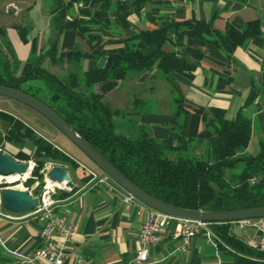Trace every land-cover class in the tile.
Listing matches in <instances>:
<instances>
[{
    "label": "crops",
    "instance_id": "0c3cea01",
    "mask_svg": "<svg viewBox=\"0 0 264 264\" xmlns=\"http://www.w3.org/2000/svg\"><path fill=\"white\" fill-rule=\"evenodd\" d=\"M65 6L69 19H96L91 25L100 38L92 43L88 33L62 28L56 16ZM120 10L128 11V24L121 22ZM189 18L209 20L218 30H225L228 24L242 29L249 21L259 20L261 33L239 45L231 55L207 40L185 37L187 46L204 54L192 75L173 72V82L156 69L145 70L124 79L95 82L92 90L103 94L104 101L121 110L128 102L126 87H143L146 96L138 97V109L125 112L138 121L133 136H137L142 127L160 140L172 136L176 142L181 135L195 140V150L199 154L203 153L204 143L212 135L203 120L204 113L211 107H219L225 110L228 118H235L243 110L251 117L252 135L247 151L259 152L257 145L260 147L264 138V0H0V48L14 61L12 66L18 73H28L36 64L47 68L51 63L55 73L68 79V73H64L67 65L77 71L104 65L108 52L119 47L114 39L142 28L167 26ZM169 34L176 37L173 26ZM107 39L111 40L101 48L102 52L92 56L94 49ZM71 51L79 55L70 57ZM189 59L194 60L191 56ZM38 81L36 85H43L42 80ZM147 98L153 99L152 108L142 105ZM181 104L186 108L183 111H180ZM122 117L119 116V120ZM45 137L56 144L54 139ZM254 139L257 145L253 151ZM8 143L11 144L5 142ZM6 148L10 153L19 150H12L9 144ZM74 157L85 173L76 177L71 171L73 165L62 162L69 168L75 186L59 189L54 194L56 211L77 225L63 264H127L140 248L139 232L145 214L138 215L137 203L126 200L128 191L122 186L112 178L102 177V171L94 169L87 160ZM89 169L95 170L98 177H93ZM19 215L20 218L13 219L0 214V264H14L20 254L44 244L41 236L44 220L29 212ZM179 222L173 219L167 238L150 247L146 264H235V249L227 243L214 245L206 230L191 239L187 250L180 249L182 240L174 235ZM235 226L249 227L246 236L237 235ZM243 227L230 222V229L236 236L260 248L256 227ZM211 229L215 232L213 226ZM55 236L60 238L57 233ZM216 236L219 238L217 233ZM33 264L51 263L40 260Z\"/></svg>",
    "mask_w": 264,
    "mask_h": 264
},
{
    "label": "trees",
    "instance_id": "16d2710c",
    "mask_svg": "<svg viewBox=\"0 0 264 264\" xmlns=\"http://www.w3.org/2000/svg\"><path fill=\"white\" fill-rule=\"evenodd\" d=\"M66 8L61 7L56 16L62 28L88 33L92 43L100 38L91 25L97 22L96 19H69ZM127 14L126 10L119 12L124 25L128 24ZM172 26L175 38L169 34ZM260 33L259 20L249 21L242 29L228 24L225 30L214 28L211 21L203 18L176 20L171 25L142 28L114 39L119 43L118 49L108 52L104 65L84 71L82 81L76 73H71L66 79L40 64L23 74L16 72L11 64H5L3 71L0 70V82L24 88L49 103L130 178L168 202L202 209L264 205V176L260 175V172L264 173V138L259 152L247 151L252 135L251 117L247 112L240 110L235 118H228L224 109L211 107L204 113L203 120L212 135L206 141L203 153L198 154L195 140L181 135L174 142L172 136L157 139L145 127L137 136L120 132L115 116L121 110L104 101L103 94L88 89L98 81L124 79L152 69L174 82L173 72L192 75L197 61L204 56L202 51L187 46L185 37L207 40L223 47L231 55L239 45ZM22 36L26 37L24 33ZM108 40L111 39L100 43L92 56L100 54ZM69 55L79 53L71 51ZM35 79L42 80L49 89L43 85L35 87L32 83L24 86V83ZM180 106V111L186 109L182 104ZM0 121L7 124L5 136L9 142L15 145H23L26 141L37 144L35 152L28 153L20 148L13 153L14 156L36 158L42 166L50 159L79 166L73 156L22 118L0 109ZM230 169L232 174H228ZM253 177H256L254 181L251 180ZM212 226L220 238L219 245L227 243L235 249V264H264V249L253 247L236 236L229 221L214 222Z\"/></svg>",
    "mask_w": 264,
    "mask_h": 264
},
{
    "label": "water",
    "instance_id": "95a60500",
    "mask_svg": "<svg viewBox=\"0 0 264 264\" xmlns=\"http://www.w3.org/2000/svg\"><path fill=\"white\" fill-rule=\"evenodd\" d=\"M0 95L10 97L22 102L49 119L60 131L71 139L81 151L92 160L105 176L112 178L126 191L148 206L170 214L178 218H191L210 222H228L250 218H264V205L246 207H232L220 209L190 208L168 202L152 192L148 191L111 161L100 149L85 138L59 111L49 103L25 90L0 82ZM30 164L27 161H19L7 152L0 150V173H24ZM42 165L36 164L30 171L34 178L44 176ZM51 181L64 183L67 189H73L75 182L71 177L69 168L63 164L53 165L47 172ZM39 203V197L33 195L28 189L18 187H4L2 189L3 207L18 213L31 211Z\"/></svg>",
    "mask_w": 264,
    "mask_h": 264
},
{
    "label": "built area",
    "instance_id": "2783aa9c",
    "mask_svg": "<svg viewBox=\"0 0 264 264\" xmlns=\"http://www.w3.org/2000/svg\"><path fill=\"white\" fill-rule=\"evenodd\" d=\"M28 163L30 164V167L27 172H16L11 174L0 173V214H4L13 219L21 217L19 213L8 212L3 209L2 189L10 186L4 185V182H12L19 178L26 180L27 177L31 176L30 171L34 169L37 163L33 161H28ZM52 166L53 165L42 166L41 171L44 173V176L42 177L44 186L43 189L36 194L39 197V203L31 211H29L30 214L44 220V224L41 227V236L44 238V244L36 249H33L29 253L20 254L14 264H33L34 262L40 260L51 264H63L69 254L68 243L72 241L73 236L77 231V225L69 222L64 216L60 215L56 211V199L54 194L57 193L58 189L67 188L64 183L51 181L49 179L47 172ZM89 172L93 175V177H98V173L95 170L89 169ZM102 177L109 178L108 176H105L103 172ZM254 179L255 177L252 180ZM50 181L52 184H49ZM126 200L128 202L137 203L139 216L145 214V218L142 221L139 232L140 248L138 253L130 259L127 264H146L149 257L150 247L167 238L170 233L169 226L173 219L180 221L174 232V235L182 240V243L179 246L180 249L187 250L191 239L204 230L207 231L209 240L214 243V245L217 246L219 244L216 233L211 229L214 222L172 216L148 206L129 192ZM229 222H235L242 227H256L259 232L257 245H259L262 249L264 248V218H250ZM56 233L59 234V239L56 238Z\"/></svg>",
    "mask_w": 264,
    "mask_h": 264
},
{
    "label": "rangeland",
    "instance_id": "374dc122",
    "mask_svg": "<svg viewBox=\"0 0 264 264\" xmlns=\"http://www.w3.org/2000/svg\"><path fill=\"white\" fill-rule=\"evenodd\" d=\"M7 57H8V54H6L0 48V70L1 71H3L5 64L14 65L13 64L14 61L12 59L7 58ZM46 67L50 71H53V72L55 71V67L51 63L47 64ZM16 72H19V71L16 69ZM65 72L68 73V76H70L71 73H76L79 76L81 81L84 79V71H82V69L78 70V71L72 70V69H70L69 65H67L66 71H64V73ZM64 78H67V77H64ZM68 79H69V77H68ZM151 81H153V80H150V82ZM124 82H126V81H124ZM31 83H33V85H35V87H38L36 84H39L40 81L29 80L27 83H24V86L26 87L28 84H31ZM43 86L47 87V89H49L48 85L46 83H43ZM126 88L128 89L126 91L128 102L126 103L125 107H122L121 115L115 116V120L117 121V129L120 132L124 131L127 134H129L130 136H133L135 134L134 132L137 129V126H138L137 122L138 121L136 120L135 117L133 119H131L130 116H128V114H125V112L129 111V109H131V108L138 109V105H139L138 104V97L146 96V92H145L146 90L143 87H138V85H130L129 87H126ZM39 89L40 88H38V90ZM88 89L92 90L93 86L89 87ZM41 90L42 89H40V91ZM152 100H153L152 98H150V99L147 98L146 99L147 102H145L142 105L144 107L152 108L154 105V102ZM0 109H4L8 112H11V113L17 115L18 117H20L22 119H24L28 124L33 126L40 134H42L44 136L46 135V136L54 139L57 146L59 148L63 149L64 151H66L67 153H69L71 156H73V157L76 156L77 158H83V159L87 160L88 163H90L89 165H92L94 167V169H96L98 171L101 170L92 160H90L81 151V149L71 139H69L62 131H60L49 119H47L45 116L40 114L38 111H36L32 107H30V106H28L22 102H19L17 100H14L10 97L0 95ZM123 111H124V114H122ZM119 116H123V117L119 120V118H118ZM6 129H7V124L0 121V150L7 152L8 154L12 155L14 158L18 159L19 161H27V162L33 161V162L37 163L36 158H33V157H30V158L16 157L13 155V153H10L7 150L6 146L9 144V146L12 147V150H18L21 148V149H24L26 151L33 153L37 149V144H35L31 141H26V143L23 145H15L13 143L5 144V142L7 143V141H8V140H6V136H5ZM256 143H257V141H256V139H254L253 143H252V148H251L253 151L255 150L254 146L257 145ZM205 145H206V142L204 143L203 147H205ZM259 148L260 147L258 144L257 145V151L259 150ZM257 151H255V152H257ZM61 163H62L61 161H58L56 159L55 160L50 159V160L45 161L43 166L55 165V164H61ZM242 164L243 163H241L240 165H242ZM72 167L73 168H71V171L73 172L74 175L76 174V177L79 175H83L85 173V171L80 166L73 165ZM241 167L242 166H240L239 169H241ZM232 173L233 172L231 169L228 170V174H232ZM260 175L264 176V173L260 172ZM32 178H33V180H32ZM255 179H256V177H255ZM254 180H252V181H254ZM4 185H10L13 187L28 189L33 193V195H36L43 189L44 181L42 178L38 179V178H34L32 176H29L26 178V180L19 178V179H16L15 181H12V182H4ZM247 230H249V227H245V228L244 227L241 228L238 226L234 227V232L239 236H246L245 231H247ZM262 235H263V233H262Z\"/></svg>",
    "mask_w": 264,
    "mask_h": 264
},
{
    "label": "bare ground",
    "instance_id": "6f19581e",
    "mask_svg": "<svg viewBox=\"0 0 264 264\" xmlns=\"http://www.w3.org/2000/svg\"><path fill=\"white\" fill-rule=\"evenodd\" d=\"M13 177V176H12ZM52 184V183H51Z\"/></svg>",
    "mask_w": 264,
    "mask_h": 264
}]
</instances>
